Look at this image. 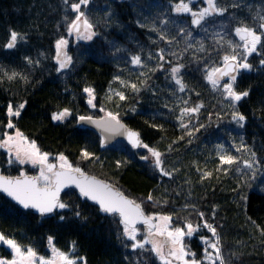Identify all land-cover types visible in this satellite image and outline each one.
<instances>
[{"label": "trees", "instance_id": "obj_1", "mask_svg": "<svg viewBox=\"0 0 264 264\" xmlns=\"http://www.w3.org/2000/svg\"><path fill=\"white\" fill-rule=\"evenodd\" d=\"M71 2L74 0H69ZM219 2L224 5L230 4L231 0ZM166 3L167 0H90V5L86 9L82 6V10L87 11L99 35L93 41L69 43L67 51L74 63L66 72L57 73L55 61L51 59L55 55L54 41L60 35L70 38L62 17L69 15L71 18V9L65 11L63 0H0V66L8 71L15 69L29 77L26 82L19 79L0 81V125L7 122L5 108L9 101L13 104L26 102L22 115L14 117L13 122L28 140H35L41 151L50 154L49 162L53 163L55 156L63 152L70 163H79L85 172L112 183L138 202L152 191L154 198L167 199V203L156 206L145 203V212L172 214L173 226L183 224L178 217L190 218L194 224L198 223L199 218L191 208L183 210L185 203L195 204L199 211L205 213V218L217 227L222 238L223 254L226 259L231 258V264H264V235L247 219L251 217V220L264 227V193L259 190L264 179L258 176L252 188L242 189L249 194V199L240 202V191H232L239 179L235 165L229 168L228 174L218 171L220 162L215 148V145L223 143L229 154L237 155L232 147V139L238 145L242 135L244 142L256 153L260 164L264 165V104L261 103L264 101V70L256 67L260 57L256 54L250 56L249 63L254 65V70L242 71L236 83L237 90L251 85L249 97L238 102V110L248 117L243 129L230 122L231 109L202 78L203 64L218 61L219 53L208 51L211 42L207 34L199 30L194 31V36H199L205 44V51L197 53L203 62L193 61L191 51L184 53L180 61L185 64L184 81L195 88L194 92L187 93V98L193 104L196 101L202 103L196 118L206 125L190 141L188 137L176 140L183 133L175 120L178 108L170 112L163 106L166 102L175 105L174 97L170 94L171 84L165 80L163 71L149 74V86L141 90L139 98L127 89H124L127 95L124 101L108 98L109 87L121 90L118 82L109 85L113 75L138 82L139 73L145 71L128 63L129 53L135 54L142 49L145 52L154 51L158 46H165L163 42L159 45L152 43L156 33L147 26L141 27L137 21L147 25L155 19L159 26L157 13L163 11L162 5ZM248 5L255 11L257 5L264 7V0H242L240 8H229V11L251 24L253 21ZM109 9L111 18L106 21L104 13ZM213 23H218V20L210 19L205 27ZM10 28L26 34V39L18 41L13 49H5L3 45L7 42ZM212 30L209 27V33ZM169 33L175 35L176 29L169 26ZM231 35L235 39L234 34ZM118 46L125 51L114 54L113 49ZM183 47V44L173 45L172 49L179 55ZM41 52L44 56L38 55ZM25 55L39 58L40 66L27 65L23 60ZM86 85L95 89L94 107L88 104V95L82 91ZM132 105L136 107L135 112L131 111ZM63 107L71 109L70 115L64 121H52L51 112ZM109 111L117 113L120 120L136 130L144 143L165 153L166 167L178 168L179 172L173 178L161 177L150 167L151 159L147 162L140 159L147 155V149L140 147L133 150L121 140L102 146L101 138L95 131L77 125V116L98 117ZM217 113L223 117L219 123L216 122ZM152 124L163 125V129L152 128ZM193 126L198 127L195 124ZM228 133H231L232 139ZM173 140L176 142L169 150ZM81 148L93 152L97 159L80 161ZM7 158L6 152L0 148V172L18 175L20 168L16 165L9 167ZM117 160L121 161L119 167L116 165ZM198 168L201 172L197 171ZM24 170L31 174L36 172L26 165ZM202 171H208L211 175L201 180ZM73 193L67 191L61 199L71 200L73 205L79 203L82 215L87 217L86 222L74 218L66 209H58L55 215L52 214L51 220L42 219L21 211L0 195V232L21 245L31 246L38 256L46 258L51 256L47 236L52 235L55 246L65 252L69 251L70 243L75 241L71 255L83 257L81 264H136V259H140L141 264H161L153 253L142 255L139 250L125 248L117 239L113 218L98 213L95 208L89 207L92 205L90 202L83 203L77 199L78 194L74 190ZM213 205L217 206L214 216ZM60 215L67 219L54 223ZM202 235L210 236V233L200 228L183 241L186 250L195 253L197 259L203 255ZM139 238H143L142 230ZM233 252L237 255L231 256ZM0 256L11 257V250L2 243ZM125 256L128 257L127 261Z\"/></svg>", "mask_w": 264, "mask_h": 264}, {"label": "snow or ice", "instance_id": "obj_2", "mask_svg": "<svg viewBox=\"0 0 264 264\" xmlns=\"http://www.w3.org/2000/svg\"><path fill=\"white\" fill-rule=\"evenodd\" d=\"M63 2L65 11L70 8L73 14L71 18L69 15H64L62 19L66 25V32L74 36V42L81 40L93 41L95 37H98L99 33L96 31V25L90 19L87 11L82 10V6L86 9L90 5V0H74L71 3H69V0H63ZM199 3L203 6H199L197 0H167V3L162 5L163 11L157 13L159 26L156 24L155 19L147 25L141 24L138 20L137 23L141 27L147 26L150 31L156 33L155 40L149 38L152 43L159 45L163 42L165 46H158L154 51L148 50L145 52L142 49L135 54L129 53L128 63L145 69V71L139 73L138 82L122 79L120 75H113L109 81V85L118 82L121 86V90L111 87L108 89V98H117L119 102L127 99L124 89L136 94L139 98L141 90L149 86V74L163 71L165 80L171 84L170 94L175 100V105L166 102L163 106L168 108L170 112H175L178 108L175 120L177 127L183 133L176 140L188 137L190 141L196 132L206 127L196 118L199 116L202 103L196 101L193 104L187 98V93L189 91L194 92L195 88L190 87L184 81L183 70L185 64L180 62L183 54L189 51L192 53L193 61L203 62L202 58L197 56V53L205 51V44L199 36H194L195 30L207 34L211 42V47L208 49L210 53H219L218 61L203 64L202 78L207 82L208 87L214 93L219 94L223 102L227 103V106L231 109L230 122L234 123L239 129L245 127L248 117L238 110V102L249 97L251 85L243 90H237L238 76L242 71L254 70V65L249 63L252 54L260 57L256 67L264 70V7L257 5L256 10L252 11L251 5H248L253 21L249 24L243 17H238L235 12L229 11V8H240L242 0H231L230 4L224 5L219 0H199ZM104 16L106 21L110 19L111 10L105 12ZM188 17H190V20ZM210 19L213 21L218 20V23L205 27ZM169 26L176 29L175 35L169 33ZM209 27L213 29L211 33H209ZM231 34H234L235 39ZM25 39L26 34L10 28L7 42L4 43L3 47L13 49L17 46L18 41H24ZM181 44L184 47L179 50L178 55L176 50L172 49V46ZM68 45L69 40L64 35H60L54 41L55 55L51 59L55 61V71L57 73L66 72L74 63L73 57L67 51ZM121 51H125V49L119 46L113 49L114 54ZM38 55L44 56V53L41 52ZM23 60L29 66H40L39 58L33 59L31 56L25 55ZM222 78H226L227 82H224ZM4 79L8 81L19 79L21 82H26L29 77L15 69L8 71L0 66V81ZM82 91L88 95V104L94 107L95 89L90 85H86ZM153 94L155 95V92ZM196 94L199 95V93ZM261 103L264 104V101H261ZM25 106L26 102L13 104L9 101L5 108L7 122L0 125L3 128V131L0 132V136H2L0 138V148L7 151L6 163L9 167L16 165L20 168L17 176H6L0 173V192L5 193L22 209H33L42 219L49 220L52 219V215L49 214L55 215L56 209H66L72 213L74 218L86 222L87 217L82 215L79 203L73 205L71 200L64 201L61 199L62 190L67 189L68 193L74 194L73 187H70L74 186V189L78 190L77 199H81L83 203H87V201L94 202L89 207L95 208L98 213L107 214L113 218V222L117 227V239L124 244L125 248H131L134 251L139 250L142 255L146 252L153 253L161 264H231V258L226 259L223 254L222 238L217 231V227L205 218V213L199 211L195 204L185 203L183 210L191 208L199 218V222L194 224L190 218L178 217L183 221V224L173 226L172 214L156 211L145 212L143 207L145 203H152L154 206L167 203V199L154 198L152 191H149L144 200L138 202L136 199L126 196L113 184L89 175L79 166V163L73 165L63 152L55 156V163L49 162L50 154L41 151L35 140H28L13 122L14 117L18 118L22 115ZM101 110L103 111V108ZM131 111H136L135 105L131 106ZM70 113V108L63 107L52 111L50 117L52 121H64ZM222 118V114L217 113L216 122L219 123ZM76 120L77 123H94L108 133L107 136H101V145L107 143V140L111 139L113 135L119 134L127 139L132 148L143 147L147 149L148 155L141 156L140 159L145 162L151 159L150 167L161 177L173 178L174 174L179 172L178 168L166 167L164 162L165 153L157 147H150L144 143L140 138V134L124 125L117 113L106 112L100 120H94L91 116H77ZM211 121L212 113L210 112L209 123ZM194 124L198 127L194 128ZM151 127L163 129V125L158 124H152ZM13 128L16 129L15 132L11 131ZM228 135L232 139L231 133H228ZM176 140L169 144V150H171ZM239 140L240 142L237 145L235 140L232 139V147L235 148L237 155L229 154L223 143L215 145L220 162L217 165V170H222L225 174H228L229 168L235 165V171L239 175V179L232 191L234 193L240 191L239 201L247 202L249 194L242 191V189L252 188L258 176L264 179V165L260 164L256 153L251 151L244 142L242 135ZM80 153V161L87 162L89 158L97 159L93 152L87 151L85 148H81ZM27 164L38 167L39 171L35 175H29L24 170V166ZM120 164L121 161L117 160V167ZM223 165L228 167L221 168ZM197 171L201 172V169L198 168ZM210 175V172L202 171L201 180ZM259 190L264 193V183L260 185ZM216 207V205H213V216ZM66 219L64 215H60L54 223L64 222ZM247 219L251 221L261 235H264V227L251 220V217H247ZM138 222L144 226L142 239L138 237V233L141 232L140 228L137 227ZM200 228L207 229L211 236H200L204 248L203 255L200 259H197L195 253L186 250L183 241L185 237H191ZM0 243L11 250L10 258L0 256V264H81V261L84 260L83 257L77 258L71 255L75 248V241L70 243L69 251L65 252L55 246L52 235L47 236V243L51 251V256L47 258L38 256L31 246L21 245L15 239L6 237L2 232H0ZM149 245L150 249L148 248ZM236 255L235 252L231 254V256ZM124 259L127 261L128 257L125 256ZM136 264H141V260L136 259Z\"/></svg>", "mask_w": 264, "mask_h": 264}, {"label": "water", "instance_id": "obj_3", "mask_svg": "<svg viewBox=\"0 0 264 264\" xmlns=\"http://www.w3.org/2000/svg\"><path fill=\"white\" fill-rule=\"evenodd\" d=\"M224 79H226V78H222V80H224ZM105 115H103V116H100V117H93V119L94 120H100L102 117H104ZM124 125H126L123 121H121ZM78 125H80V126H83V127H87V128H89V129H91V130H93V131H95L96 133H98L99 134V136L101 137L102 135H104V136H107L108 135V133H106L102 128H99V127H97L96 126V124H94V123H88V122H79V123H77ZM128 128H130V129H132L131 127H129L128 125H126ZM134 130V129H133ZM136 131V130H135ZM141 138V137H140ZM116 140H122V141H124L130 148H132L131 147V145L130 144H128V141H127V139L123 136V135H119V134H116V135H113L112 137H111V139H108L107 140V143H105L104 145H102V146H108V145H110V144H112L113 142H115ZM142 140V139H141ZM133 150H138L139 148H132ZM89 174V173H88ZM89 175H92V174H89ZM6 176H8V175H6ZM93 176H95V175H93ZM97 177V176H96ZM98 179H101V178H99V177H97ZM101 180H103V179H101ZM106 181V180H105ZM106 182H108V181H106ZM109 183V182H108ZM111 184V183H110ZM115 186V185H114ZM70 187H73V189H74V186H70ZM116 187V186H115ZM117 188V187H116ZM75 190V189H74ZM65 191H67V189H65V190H62V194L65 192ZM77 192H78V190H76ZM0 194L1 195H3L8 201H10L12 204H14L15 206H17L19 209H21V210H23V211H29V212H31L32 214H35V215H38L39 216V214L38 213H35V210H33V209H28V210H25V209H22L21 208V206H19L18 204H16V202L15 201H12L11 200V198L10 197H7V195L5 194V193H3V192H0ZM130 198V197H129ZM91 204H93L94 202H92V201H89ZM98 207V206H97ZM50 215V214H49ZM137 226H139V227H141L142 228V230H143V224L142 223H139L138 222V224H137Z\"/></svg>", "mask_w": 264, "mask_h": 264}, {"label": "rangeland", "instance_id": "obj_4", "mask_svg": "<svg viewBox=\"0 0 264 264\" xmlns=\"http://www.w3.org/2000/svg\"><path fill=\"white\" fill-rule=\"evenodd\" d=\"M197 3L199 4V6H203L202 4H200L199 3V0H197ZM69 40V43H73L74 42V36H71L70 35V38L68 39ZM82 41V40H81ZM76 42V41H75ZM225 82H227V81H225ZM15 128H13V129H11V131L12 132H15ZM5 152H6V154H7V151L5 150V149H3ZM8 155V154H7ZM147 155H148V153H147ZM53 163H55V160H54V162ZM26 166H29L30 168H32L33 170H37V172L39 171V168L38 167H34L33 165H31V164H27ZM140 234H141V232L140 233H138V237L140 236ZM210 236H211V233H210ZM190 258V257H189Z\"/></svg>", "mask_w": 264, "mask_h": 264}]
</instances>
